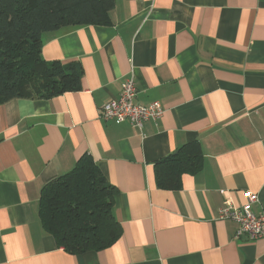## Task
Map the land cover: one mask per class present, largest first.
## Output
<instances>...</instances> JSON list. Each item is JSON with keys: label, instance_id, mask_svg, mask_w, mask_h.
<instances>
[{"label": "crops", "instance_id": "obj_1", "mask_svg": "<svg viewBox=\"0 0 264 264\" xmlns=\"http://www.w3.org/2000/svg\"><path fill=\"white\" fill-rule=\"evenodd\" d=\"M114 1L106 24L42 33L45 62L80 63L79 90L0 103V264H264V237L218 217L247 191L264 206V0ZM128 78L136 103L164 108L141 131L98 115ZM191 142L197 167L160 186L156 166ZM83 154L116 187L121 232L72 253L44 228L40 196Z\"/></svg>", "mask_w": 264, "mask_h": 264}, {"label": "trees", "instance_id": "obj_2", "mask_svg": "<svg viewBox=\"0 0 264 264\" xmlns=\"http://www.w3.org/2000/svg\"><path fill=\"white\" fill-rule=\"evenodd\" d=\"M114 5V0H0V103L13 98L49 99L79 90L80 63L45 62L42 33L106 24ZM200 154L198 142L184 144L179 154L156 166L158 184L177 187L182 169H195ZM164 163L176 171L165 172ZM115 193L116 187L106 180L93 158L83 154L70 171L43 188L42 224L68 252L106 248L121 232L112 210Z\"/></svg>", "mask_w": 264, "mask_h": 264}, {"label": "built area", "instance_id": "obj_3", "mask_svg": "<svg viewBox=\"0 0 264 264\" xmlns=\"http://www.w3.org/2000/svg\"><path fill=\"white\" fill-rule=\"evenodd\" d=\"M136 88L131 78L126 79L117 98L112 99L99 108V117L104 121L120 123L129 121L140 131L147 121H158L162 118L164 108L158 101H151L147 104L135 102ZM246 202L235 207H228L218 210L219 218H226L235 221L238 225L236 236L246 237L254 240L264 237V206L259 212L253 211V204L257 202V194L245 192Z\"/></svg>", "mask_w": 264, "mask_h": 264}]
</instances>
